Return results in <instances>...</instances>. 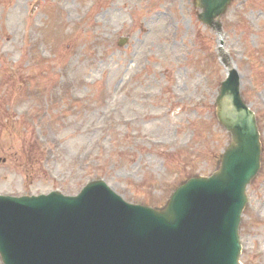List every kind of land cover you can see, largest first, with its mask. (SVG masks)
<instances>
[{"label": "rangeland", "instance_id": "rangeland-1", "mask_svg": "<svg viewBox=\"0 0 264 264\" xmlns=\"http://www.w3.org/2000/svg\"><path fill=\"white\" fill-rule=\"evenodd\" d=\"M193 4L0 0V195L77 196L103 179L156 208L215 172L230 144L214 117L228 72ZM223 33L264 151V0H236ZM258 181L241 228L244 264H264Z\"/></svg>", "mask_w": 264, "mask_h": 264}, {"label": "water", "instance_id": "water-1", "mask_svg": "<svg viewBox=\"0 0 264 264\" xmlns=\"http://www.w3.org/2000/svg\"><path fill=\"white\" fill-rule=\"evenodd\" d=\"M232 1L202 0L201 7H203L205 12L203 16L204 21L213 26L214 19L223 16L226 8ZM223 87L221 97L219 98L220 112L218 117L224 128L231 132L232 142L234 143L225 152L226 154L222 161L223 165L219 173L209 181L193 184L191 182L185 188L180 189L172 198L173 200L166 212H148L145 217L148 220H152L150 224H145L141 220H138L136 230L142 236L147 237L150 228L157 234L161 224L163 225L164 223L167 226H177L174 223V219L171 221V210L174 208L178 209L182 204L189 201H197L195 204L209 208L214 202L215 188L217 189L216 196L219 197L215 202L217 206L227 207L234 201L239 202L244 197V190L247 184L258 174L262 151L254 114L243 104L242 99L239 97L238 89L234 87L231 81H228ZM100 187L103 188L104 184L101 183ZM100 187L98 184L91 185L90 188L83 191V194L78 199H67L58 194H54L47 199H0V246H3L6 242L8 248L9 242H13L14 240L17 243L14 249L15 252L20 257L23 255L19 249L18 241L21 239L19 235L22 232V225L24 223V219L20 215V209L22 206L25 207V205H30L31 227H34L24 231L26 239H34L38 233L40 237L54 239L56 237L53 234L57 235L60 231H64L69 238L70 234H72L81 240L82 235L91 230L89 226L84 227L83 225L89 218L90 214L88 212L90 207L100 223L113 219L111 209L104 205L101 200ZM236 210L234 214L235 219L237 216ZM239 215L240 213L237 218ZM206 216V213L200 212L192 220L193 225H196L198 222V227L201 229L203 219ZM123 222H127V219L124 218ZM188 227L189 223L176 231L173 244L169 248H174V246L179 244L181 230H186ZM30 229H34V231ZM213 234L215 235V232ZM120 239L124 241V245L127 247L125 249L128 252L130 250L129 244L135 243L137 240L131 234L128 226H124ZM60 242L62 243L63 241ZM149 245L147 242L146 246L149 247ZM212 245L213 241L210 245L206 244L203 246L201 252L209 254L210 258H217L220 250H212ZM120 253L116 252V255ZM195 254V252L192 253V255ZM165 259L169 260L170 256L165 255ZM18 260L19 264H24L22 260ZM218 264H238L237 254L235 253V257L232 260L228 261L225 259Z\"/></svg>", "mask_w": 264, "mask_h": 264}]
</instances>
